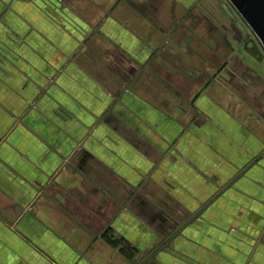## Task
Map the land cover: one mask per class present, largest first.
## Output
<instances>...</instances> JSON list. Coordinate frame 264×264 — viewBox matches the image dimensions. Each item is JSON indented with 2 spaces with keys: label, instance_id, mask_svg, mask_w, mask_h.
<instances>
[{
  "label": "crops",
  "instance_id": "0c3cea01",
  "mask_svg": "<svg viewBox=\"0 0 264 264\" xmlns=\"http://www.w3.org/2000/svg\"><path fill=\"white\" fill-rule=\"evenodd\" d=\"M240 23L228 0H0V264H264Z\"/></svg>",
  "mask_w": 264,
  "mask_h": 264
},
{
  "label": "water",
  "instance_id": "95a60500",
  "mask_svg": "<svg viewBox=\"0 0 264 264\" xmlns=\"http://www.w3.org/2000/svg\"><path fill=\"white\" fill-rule=\"evenodd\" d=\"M264 48V0H228Z\"/></svg>",
  "mask_w": 264,
  "mask_h": 264
},
{
  "label": "flooded vegetation",
  "instance_id": "af4514ba",
  "mask_svg": "<svg viewBox=\"0 0 264 264\" xmlns=\"http://www.w3.org/2000/svg\"><path fill=\"white\" fill-rule=\"evenodd\" d=\"M233 9L237 13V15L244 21V19L238 14V12L236 11V9L234 7H233ZM245 24H246V22H245ZM247 27H248V25H247ZM248 29H249V27H248ZM244 33H245V40H244L245 41L244 42L245 46L247 47V46L251 45L250 47H252V49L253 48H256L257 49L258 48V50L261 51V53L263 55V58H264V48H263L262 44L260 43V41L255 37V35L253 34V32L249 29V31L247 30Z\"/></svg>",
  "mask_w": 264,
  "mask_h": 264
},
{
  "label": "rangeland",
  "instance_id": "374dc122",
  "mask_svg": "<svg viewBox=\"0 0 264 264\" xmlns=\"http://www.w3.org/2000/svg\"><path fill=\"white\" fill-rule=\"evenodd\" d=\"M225 1V0H224ZM213 16H216V23H220L221 19L219 17H226V13L225 11L223 10V7L222 6H219V4L217 5L216 9L214 10V13H213ZM225 18H223V20L221 22L224 21ZM241 20V23H240V26H241V30L243 32L245 31H249L247 25L245 24V22L240 18ZM225 21H227V18L225 19ZM245 40V39H244Z\"/></svg>",
  "mask_w": 264,
  "mask_h": 264
},
{
  "label": "trees",
  "instance_id": "16d2710c",
  "mask_svg": "<svg viewBox=\"0 0 264 264\" xmlns=\"http://www.w3.org/2000/svg\"><path fill=\"white\" fill-rule=\"evenodd\" d=\"M107 235V234H106ZM107 237V240H109L110 244L115 246V247H118L120 252L123 253L126 257H129L131 258L130 255H128V251H130V249L128 248V246H126L122 241L121 239H114L112 238V236L109 234V236H106Z\"/></svg>",
  "mask_w": 264,
  "mask_h": 264
}]
</instances>
